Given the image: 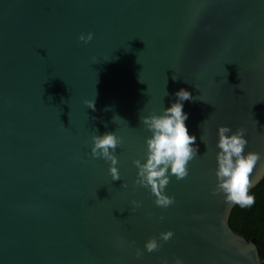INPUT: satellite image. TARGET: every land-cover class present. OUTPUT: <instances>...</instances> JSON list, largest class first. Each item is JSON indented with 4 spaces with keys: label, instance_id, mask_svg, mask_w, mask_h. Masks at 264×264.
I'll return each instance as SVG.
<instances>
[{
    "label": "water",
    "instance_id": "95a60500",
    "mask_svg": "<svg viewBox=\"0 0 264 264\" xmlns=\"http://www.w3.org/2000/svg\"><path fill=\"white\" fill-rule=\"evenodd\" d=\"M180 89L198 156L163 209L135 185L151 135L139 117ZM220 126L244 128L245 154L261 156L251 191L264 179V0H0V264H264L230 225L236 205L212 195ZM108 132L123 139L119 181L91 157Z\"/></svg>",
    "mask_w": 264,
    "mask_h": 264
},
{
    "label": "clouds",
    "instance_id": "9594fccd",
    "mask_svg": "<svg viewBox=\"0 0 264 264\" xmlns=\"http://www.w3.org/2000/svg\"><path fill=\"white\" fill-rule=\"evenodd\" d=\"M78 39L87 44L93 39V34H81ZM175 96L176 102L164 109L162 114L139 117L140 124L151 135L145 141V162L142 163L139 159L133 161L137 169L135 185L148 189L155 197V205L163 209L175 203L174 197L165 194L171 177H175L177 181L186 179L189 176L188 165L198 156V147H194L196 137L189 134L185 123L188 115L183 111L184 102L191 101L192 95L189 91L180 89ZM85 104L88 109L96 111L95 100L85 101ZM245 132L244 128H238L235 132L227 126L218 128L216 187L212 192L214 196L222 194L226 202L241 207H249L255 203V197L250 194L253 187L251 176L261 160L259 153L245 154L248 143L244 138ZM122 146L123 139L112 132L92 137L91 157L109 163L112 181L121 179L117 168L118 159L114 153ZM121 187L127 185L122 184ZM132 204L134 209L141 206L137 201H132ZM173 235L171 231L161 233L159 240L167 243ZM161 246L157 238L153 237L146 242L144 248L146 252L153 253L158 252ZM135 255L139 259L144 252L136 249ZM174 264L183 262L177 258Z\"/></svg>",
    "mask_w": 264,
    "mask_h": 264
},
{
    "label": "trees",
    "instance_id": "16d2710c",
    "mask_svg": "<svg viewBox=\"0 0 264 264\" xmlns=\"http://www.w3.org/2000/svg\"><path fill=\"white\" fill-rule=\"evenodd\" d=\"M255 203L249 207L236 205L230 217V225L240 235L256 243L264 263V179L250 191Z\"/></svg>",
    "mask_w": 264,
    "mask_h": 264
}]
</instances>
